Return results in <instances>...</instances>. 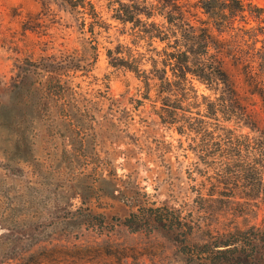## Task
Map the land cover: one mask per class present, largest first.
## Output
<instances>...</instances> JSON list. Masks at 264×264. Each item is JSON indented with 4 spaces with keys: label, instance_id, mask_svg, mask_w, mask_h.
I'll return each mask as SVG.
<instances>
[{
    "label": "rangeland",
    "instance_id": "374dc122",
    "mask_svg": "<svg viewBox=\"0 0 264 264\" xmlns=\"http://www.w3.org/2000/svg\"><path fill=\"white\" fill-rule=\"evenodd\" d=\"M90 1L98 15L93 25L64 0H0V264H200L197 255L186 260L192 246L164 230L122 220L129 210L140 211L144 195L186 216L201 244L264 226V166L244 156V145L229 160L227 143L230 132L240 143L264 139V100L254 87L255 80L264 83L257 57L264 0H242L261 10L262 21L213 29L232 41L224 68L250 125L211 114L207 105L219 89L195 79L197 98L190 93L181 101L180 121L161 122L156 88L149 91L134 71L111 66L107 55L108 49L120 56L130 51L148 71L149 40L113 19L109 0ZM188 3L197 19H206L194 0ZM63 59L75 68L68 81L82 112L80 128L56 125L58 104L48 110L36 91L26 98L18 88L32 62ZM202 119L199 132L188 124ZM248 164L254 174L242 172ZM86 206L99 216L87 219Z\"/></svg>",
    "mask_w": 264,
    "mask_h": 264
},
{
    "label": "trees",
    "instance_id": "16d2710c",
    "mask_svg": "<svg viewBox=\"0 0 264 264\" xmlns=\"http://www.w3.org/2000/svg\"><path fill=\"white\" fill-rule=\"evenodd\" d=\"M64 1L70 7L81 8L82 10H79L81 13L90 15L93 19L92 25L97 22L98 15L90 0ZM189 6L188 0H109L111 17L124 24L131 23L133 29L142 32L149 40L151 67L148 71L140 68L142 62L130 51L126 56H120V50L110 49L107 51L110 57L109 63L113 67H125L134 71L139 78H142L144 86L149 91L152 87L156 88L157 97L161 99V106L156 110V114L163 123L173 124L180 121V118H177V110H185L181 101L186 99L188 94L193 93L191 97L197 98L193 86L195 79L213 87L214 90L219 89L220 95L207 105L211 114L221 112L223 115L228 114L231 118H235L237 123L250 125L252 122H250L249 114L241 106L224 68V58L228 56L229 42L232 41L219 39L213 34V29L222 33L234 29L236 20L243 23H247L249 19L262 21L261 10L242 0H194L192 6L199 8L206 16L205 20H201L195 17ZM262 29L264 36V28ZM238 30L243 33L250 32L242 27ZM254 41H257L256 38ZM154 42L163 44L162 48L157 49L153 46ZM260 42L261 47L257 51V57L259 68L264 74V37ZM74 69V66L64 59L51 63L32 62L30 68H23L19 82L22 83V80H25L24 86L18 87L26 98L36 91L44 100V105L48 106V110L52 104L55 106L58 104L59 109L55 116H52L53 122L67 129L72 126L77 128L83 126L79 119L82 112L76 106L77 104L72 102L73 89L68 81L69 74ZM34 76L38 81L33 79ZM36 82L38 86H34ZM254 87L264 100V83L255 80ZM174 95L179 97L171 100ZM188 124L193 125L194 127L191 126V128H196L199 132L206 122L202 119ZM178 129L180 132L181 128ZM231 134L230 132L227 137L229 160L236 159L235 156H241L239 145H244L246 153L244 156L252 162L257 160L259 166L263 167L264 139L257 138L252 141L244 138L240 143ZM24 139L25 137L19 138L21 141ZM248 165L250 169H243L242 172L254 174L253 170L256 169L254 164ZM92 184L89 183L88 188H92ZM91 196L92 194H88L86 198ZM100 196L98 195L99 198ZM143 196L139 204L140 211L129 210L122 222L134 228L140 227L141 224L150 225L156 230H164L170 239L185 242V246H192L185 252L186 260L190 261L197 255L196 260L200 264H264V226L237 232L233 234L234 236L232 235L233 239L219 242L213 240L212 244L208 242L201 244L195 238L190 221L180 211L165 205L154 206L155 202L149 203ZM84 211L87 219L99 216L93 214L89 206L84 207ZM101 218H104V215ZM228 245L231 246L218 248V246Z\"/></svg>",
    "mask_w": 264,
    "mask_h": 264
},
{
    "label": "water",
    "instance_id": "95a60500",
    "mask_svg": "<svg viewBox=\"0 0 264 264\" xmlns=\"http://www.w3.org/2000/svg\"><path fill=\"white\" fill-rule=\"evenodd\" d=\"M231 245H228V246H218L219 249H222V248H226V247H229Z\"/></svg>",
    "mask_w": 264,
    "mask_h": 264
}]
</instances>
